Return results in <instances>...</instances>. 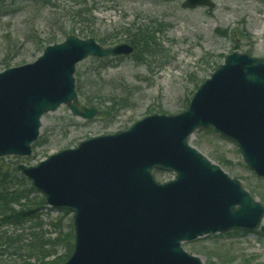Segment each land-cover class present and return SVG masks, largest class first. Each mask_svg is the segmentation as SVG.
Returning <instances> with one entry per match:
<instances>
[{"label": "water", "instance_id": "water-1", "mask_svg": "<svg viewBox=\"0 0 264 264\" xmlns=\"http://www.w3.org/2000/svg\"><path fill=\"white\" fill-rule=\"evenodd\" d=\"M182 6L215 4L184 0ZM132 52L129 43L103 47L70 34L33 62L1 71L0 157L29 156L42 116L62 104L76 117L93 118L97 110L78 99L76 64ZM208 127L234 141L245 165L264 178V58L231 52L182 112L150 114L36 165L18 164L48 206L72 213L73 250L63 264H203L181 244L256 229L263 206L188 143L196 129ZM153 170L174 176L159 182Z\"/></svg>", "mask_w": 264, "mask_h": 264}, {"label": "rangeland", "instance_id": "rangeland-1", "mask_svg": "<svg viewBox=\"0 0 264 264\" xmlns=\"http://www.w3.org/2000/svg\"><path fill=\"white\" fill-rule=\"evenodd\" d=\"M212 1L213 8L190 9L182 7L183 0H87L88 7L92 6L85 15L91 37L101 40L102 46L126 42L124 28L133 24L147 26L154 43L139 58L134 54L105 59L88 56L77 63L74 79L79 100L95 107L98 114L85 120L60 105L43 115L37 145L29 156L0 157V189L24 193L15 208L20 204L37 208L52 236L58 233L49 225L53 220L61 219L64 233L69 223L72 229V213L45 202L36 204L44 196L17 170L18 164L36 165L81 140L124 130L150 114L182 112L196 88L231 52L264 58V0ZM73 4V0H51L48 5L39 0H0V72L34 61L40 41L49 36L63 40L62 29L67 31L74 24ZM208 129L195 130L188 143L236 179L264 208V178L245 165L234 141ZM153 175L158 181L174 176L156 170ZM182 248L203 264H264V233L259 228L209 234L183 242ZM64 252L60 243L55 256Z\"/></svg>", "mask_w": 264, "mask_h": 264}, {"label": "trees", "instance_id": "trees-1", "mask_svg": "<svg viewBox=\"0 0 264 264\" xmlns=\"http://www.w3.org/2000/svg\"><path fill=\"white\" fill-rule=\"evenodd\" d=\"M39 1L42 5L51 3V0ZM73 2L70 13L74 24L67 31L62 29L60 34L63 37L67 34L91 37L93 31L89 28L90 20L85 18V15L90 14L92 6L88 7L87 0H73ZM76 25L80 28L77 29ZM124 31L127 42L134 47V56L138 58L154 43V36L145 25L133 24L130 28H124ZM57 41L58 39L53 35L40 41L39 52L46 44ZM35 145L37 141L32 146ZM4 174L6 175L7 172ZM23 194L22 191L0 189V264H63L73 248L71 224L69 223L70 228L64 233L61 219L53 220L49 225L58 230V233L52 236L49 230L44 228L43 221L36 213L37 208L21 204L19 208H15ZM36 204L44 205V198H40ZM60 243H63L65 252L55 256V248Z\"/></svg>", "mask_w": 264, "mask_h": 264}]
</instances>
